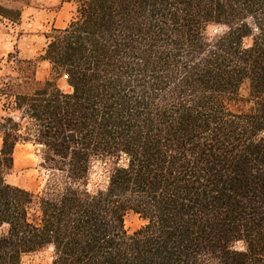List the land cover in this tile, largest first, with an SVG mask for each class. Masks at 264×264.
Masks as SVG:
<instances>
[{"label":"trees","instance_id":"1","mask_svg":"<svg viewBox=\"0 0 264 264\" xmlns=\"http://www.w3.org/2000/svg\"><path fill=\"white\" fill-rule=\"evenodd\" d=\"M60 1L51 78L16 53L0 75V264H264V0ZM26 143L39 194L6 180Z\"/></svg>","mask_w":264,"mask_h":264},{"label":"rangeland","instance_id":"2","mask_svg":"<svg viewBox=\"0 0 264 264\" xmlns=\"http://www.w3.org/2000/svg\"><path fill=\"white\" fill-rule=\"evenodd\" d=\"M0 3L21 11V21L17 25L0 19V75L11 71V65L6 58L9 53H16L20 59L36 61L35 79L38 82L50 79L49 64L39 60L47 42L45 36L52 29L64 28L74 16L75 7L60 0H0ZM248 43L246 40L245 44ZM58 86L65 92L69 91L65 79H60ZM241 93L247 95L246 86L242 87ZM13 159V170L7 176V182L39 194L49 176L48 170L42 165L40 147L30 143L18 144ZM103 164L100 161L93 163L89 190L102 188L106 184L107 173ZM142 225L143 221L134 214L125 218V229L128 233L136 231ZM50 252L47 249L26 256L22 264H49Z\"/></svg>","mask_w":264,"mask_h":264}]
</instances>
